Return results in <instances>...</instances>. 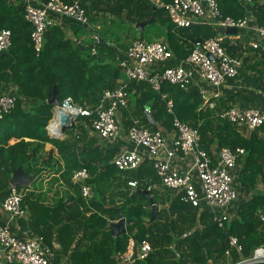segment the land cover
I'll return each mask as SVG.
<instances>
[{
  "label": "trees",
  "instance_id": "trees-1",
  "mask_svg": "<svg viewBox=\"0 0 264 264\" xmlns=\"http://www.w3.org/2000/svg\"><path fill=\"white\" fill-rule=\"evenodd\" d=\"M81 2L90 23L98 24L94 31L99 40L85 46L62 25L54 24L47 29L42 49L37 53L24 6L12 0H0V29L8 28L12 32L11 47L0 53V81L15 85L17 96L15 108L0 119V203L4 202L13 173L19 167L28 175L41 174L40 160L53 159L46 157L45 152L46 143H52L64 162L59 178L68 188L67 195L51 204L41 199L42 196L34 198L33 194H25L23 205L29 216L19 223L30 234L43 236L56 260L66 256L70 264H115L117 252L127 249L130 238L139 242L148 240L153 248L146 259L135 264H225L230 236H236L242 254L250 256L257 246L264 244L259 217L260 210H264V193L242 202L236 214L220 227L211 213L183 203L180 194L162 185V189L153 188L150 193L156 203L169 202V205L161 208L153 220L152 203L141 191L160 182L151 162L146 160L135 170H118L112 162L113 153L103 150L98 137L91 134L95 114L81 117L80 123L69 127L70 137L60 139L48 135L46 126L54 108L49 100L54 97L55 88L59 103L71 97L75 104L94 110L104 92L114 89L124 78L119 59L125 56L129 44L121 34L111 40L108 35L112 30L103 18L107 17L121 32L127 24L132 27L127 30L134 28V40L145 38V31L142 37L136 24L150 19L156 12V18L149 24L159 23L164 28L158 37L164 38L178 59L190 54L196 39L203 43L221 37L219 29L208 24L177 27L165 8L154 0ZM220 6L225 16L241 18L251 13L255 23L264 27V0H222ZM71 26L80 31L74 20ZM221 44L231 56L242 57L246 49L260 51L246 46L244 39L233 40L231 36H224ZM260 53L264 57V51ZM257 82L264 86L263 79L258 77ZM128 91L134 92L130 102L139 110L144 125L152 130L170 129L177 116L200 131L202 147L209 152L221 147L245 148L246 156L239 162L242 167L238 176L244 188L256 189L258 179H264V125L249 137L243 136L236 125L208 110L198 89H182L163 82L156 90L148 82L131 81ZM145 107L150 109L154 124L147 121ZM12 138L18 141L10 144ZM81 168L89 171L88 183L95 191L89 204L72 180L74 172ZM132 180L138 181L136 188L129 186ZM158 195L162 196L160 200ZM120 213L126 217L127 232L114 236L111 224L120 219ZM238 258L239 254L234 251L233 259Z\"/></svg>",
  "mask_w": 264,
  "mask_h": 264
},
{
  "label": "built area",
  "instance_id": "built-area-1",
  "mask_svg": "<svg viewBox=\"0 0 264 264\" xmlns=\"http://www.w3.org/2000/svg\"><path fill=\"white\" fill-rule=\"evenodd\" d=\"M24 6L25 18L32 25L31 38L37 53L42 49L45 33L54 25L52 13L72 19L84 26H91L89 16L81 0L69 3L65 0H12ZM157 5L165 8L169 18L177 27H190L197 24H208L217 29L233 27L239 30L237 35L221 34V37L210 38L196 44L190 54L178 59L169 45L163 41H146L134 39L120 57L119 65L124 78L118 81L114 89L104 92L100 104L94 109L79 106L71 97H66L53 108L52 117L46 126L52 138H60V114L66 113L72 125L80 123L81 117H91L92 131L107 143L117 140L123 132L120 111L129 106V82L145 81L159 90L163 82H169L182 89H190L195 75L215 88L212 98L220 97V88L227 79L236 77L242 59L231 56L222 46L224 36L234 39L245 38L246 46L264 50V27L255 23L252 14L241 18L225 16L221 11L222 0H171ZM248 2L251 0H247ZM99 40L96 35L95 40ZM12 45V32L8 28L0 29V53ZM93 53L96 49L93 48ZM175 60L174 63H169ZM16 91L0 93V119L9 114L16 105ZM171 107V101L168 102ZM209 108L216 107V101L207 102ZM148 113L150 109L146 107ZM218 116L250 132L264 125V110L258 107L243 108L231 105ZM173 137L167 138L160 129L152 130L138 117L131 119L128 127V138L133 143L132 149L116 154L112 162L120 171L138 169L149 160L158 175L161 185L180 194L183 203L199 207L213 215L214 221L224 227L228 217V207L238 199L236 173L238 160L246 154L243 147H221L209 152L202 147L200 131L189 123L175 116L173 120ZM189 156L191 167L181 171L176 165L179 156ZM90 173L87 168L74 172L72 180L78 184L86 204L94 196V189L88 183ZM129 186L136 188L137 180L129 181ZM154 188L149 185L147 190ZM27 189V188H26ZM25 188L10 185L8 194L1 204L3 218L0 217V264H51L52 249L46 245L44 237L36 234L18 236L13 224L29 216L23 205ZM264 231V210L259 212ZM225 250V264H264V244L257 246L253 253L246 257L236 236H230ZM153 251L148 240L137 241L130 238L125 251L117 252L115 264H135L146 259ZM239 254L233 259V252ZM54 255V254H53Z\"/></svg>",
  "mask_w": 264,
  "mask_h": 264
},
{
  "label": "crops",
  "instance_id": "crops-1",
  "mask_svg": "<svg viewBox=\"0 0 264 264\" xmlns=\"http://www.w3.org/2000/svg\"><path fill=\"white\" fill-rule=\"evenodd\" d=\"M50 15L54 24L62 25L67 33L74 39H77L79 43L85 46L93 45L96 35L93 34L91 30H89L93 29L92 24L91 26H84L75 21L78 24L77 28L80 29V31L76 32L75 28L71 26L72 20H70L69 18L59 16L54 13ZM261 51L263 52L264 50H260L258 51V53L249 52L248 49L245 50L243 56H245L246 58L243 56L240 57L242 59V64L239 67L238 75L236 77L227 79L225 84L220 88V97H218L217 99L212 98L213 93L215 92V88L195 75L191 88L198 89L202 93L205 104H207L209 100L216 101V107L214 109L209 108V111H215L216 114H219L221 111L231 105H237L243 108L258 107L264 110V86L259 85V82H257L258 77L263 79L264 81V57H262V54L260 53ZM174 61L175 60H170L169 63H174ZM259 62H261V65H258ZM256 63L257 67L255 68ZM255 69L257 70V72H255ZM14 90H16L15 85L5 84L0 81V93H8ZM129 93L130 96L134 94V92ZM137 111L139 110L135 105L132 104V102H130L129 98V106L122 109L119 115L123 126V132L117 140L111 143H107L104 139L98 137L94 132L91 131L92 135L95 134L96 137H98V142L101 144L103 150H107L108 152L113 153V156H115L116 154L124 150L132 149L134 147L133 143L129 140L127 135V121H129V123L131 124V119L133 117H138L142 120L141 115ZM237 128L245 137H249L252 133L250 131L240 129L239 127ZM67 129L65 130V132H63V135L60 137V139H65L72 136V134L67 133ZM160 130L164 132L167 138L171 139L173 137V128L166 129L161 127ZM260 135L262 136L263 133H260ZM16 141H18V139L12 138L9 143L13 144ZM45 152H47L46 157L51 156L53 159L52 161H49L48 158L47 160H40L39 166L42 168V172L40 175H34V178L31 181L30 185L27 187L25 194H33L34 198L42 196L40 197L41 199L43 198L45 202L52 204L54 201L52 202V200H50L49 198L46 200L47 197L45 196V192L47 193V195H49V188H51L53 184H62L65 189L68 188L59 178L61 172L64 170V162L60 156L58 149L52 143H46ZM245 156L246 154L237 162L235 173L237 184L236 188L238 189V199L228 207L227 214L229 216L236 214L238 206L242 202L252 198L257 193H264L263 178L258 179L256 189H247L241 185L238 176L241 171L242 165L239 162ZM176 165L181 171H186L191 167L192 159L189 156L183 157L180 155L178 160L176 161ZM142 184H146V181H143ZM154 188H156V190L162 189L161 183L159 181L155 183ZM70 192L72 193V190H70ZM161 197V195H158L157 199L160 200ZM1 204L2 203H0V217L3 218L4 214L2 212ZM156 204L158 205L160 210L161 208L167 207L169 205V202H167L165 205H160L158 203ZM12 227L20 235H29V232L25 231L23 226H20L19 222L14 223ZM51 254V264H70L66 256L62 257L60 260H56L55 256L53 255L54 251H52Z\"/></svg>",
  "mask_w": 264,
  "mask_h": 264
},
{
  "label": "water",
  "instance_id": "water-1",
  "mask_svg": "<svg viewBox=\"0 0 264 264\" xmlns=\"http://www.w3.org/2000/svg\"><path fill=\"white\" fill-rule=\"evenodd\" d=\"M156 12H154L153 16L142 22V23H138L136 24V27L138 28V30L140 31L141 36L143 37L144 35V28L147 24L151 23L155 18H156ZM220 33L225 34V35H237L239 33V30L237 28H233V27H220L219 29ZM196 44L200 43V39H196L195 41ZM57 94V89H54V97L52 99L49 100V103L55 105H58V99L56 97ZM145 111V116L147 117V121L151 124L155 123V120L152 119V116L150 115V113L147 112L146 107L144 108ZM60 121H61V131L65 132V130L69 127L72 126V124L69 122V116L66 113H61L60 114ZM34 178V174H29L27 175V173L24 171L23 167H19L17 170L14 171L12 179H11V185H16L19 187H28L31 183V181ZM143 194H145L151 201L152 203V219L154 220L157 216L159 207L156 204V202L154 201V199L152 198L150 191L149 190H141ZM112 230H113V234L114 236H118L122 233H126L127 232V226H126V217L120 213V219L117 222H114L111 224Z\"/></svg>",
  "mask_w": 264,
  "mask_h": 264
},
{
  "label": "rangeland",
  "instance_id": "rangeland-1",
  "mask_svg": "<svg viewBox=\"0 0 264 264\" xmlns=\"http://www.w3.org/2000/svg\"><path fill=\"white\" fill-rule=\"evenodd\" d=\"M103 19H105V23L104 24L106 26H108L112 30L111 33L108 35V37L111 40L113 39L114 36H117V35L121 34L122 38H124V40H126L128 44H130L133 41L132 39L136 35V31H135L134 28L132 30H130V31L127 30L128 27H130L127 24V25H124V31L121 32L118 27H116L115 25H112V23L107 19V17H105ZM92 25H93V29H89V30H91L93 34L97 35V33H96L97 30L96 29H97V25L98 24H92ZM94 28H95L96 31H94ZM130 28H132V27H130ZM144 31H145V38L143 37V39L146 40V41L164 40L163 37H158L164 31V28L159 23L146 25ZM22 188H25V187H22ZM163 193H165V192H163ZM63 195L64 196L67 195V189H65V187L62 184H53L52 187L49 188V195H47V193L45 192V196L47 197L46 200L49 198L50 200H52V202L56 201L58 198H60ZM230 217H228V219Z\"/></svg>",
  "mask_w": 264,
  "mask_h": 264
}]
</instances>
